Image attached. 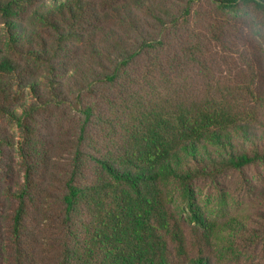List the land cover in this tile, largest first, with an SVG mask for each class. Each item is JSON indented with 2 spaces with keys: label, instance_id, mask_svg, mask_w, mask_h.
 Wrapping results in <instances>:
<instances>
[{
  "label": "trees",
  "instance_id": "16d2710c",
  "mask_svg": "<svg viewBox=\"0 0 264 264\" xmlns=\"http://www.w3.org/2000/svg\"><path fill=\"white\" fill-rule=\"evenodd\" d=\"M227 4L0 0V264L264 249V57Z\"/></svg>",
  "mask_w": 264,
  "mask_h": 264
},
{
  "label": "clouds",
  "instance_id": "9594fccd",
  "mask_svg": "<svg viewBox=\"0 0 264 264\" xmlns=\"http://www.w3.org/2000/svg\"><path fill=\"white\" fill-rule=\"evenodd\" d=\"M226 7L240 50L264 57V0H228Z\"/></svg>",
  "mask_w": 264,
  "mask_h": 264
},
{
  "label": "rangeland",
  "instance_id": "374dc122",
  "mask_svg": "<svg viewBox=\"0 0 264 264\" xmlns=\"http://www.w3.org/2000/svg\"><path fill=\"white\" fill-rule=\"evenodd\" d=\"M262 173L264 176V168H257V169H249L248 173H251L252 176L258 177V173ZM225 182L227 184L228 189L230 190V194L231 196L234 198L233 200H238L241 197L242 194H244V192H238L237 191V187L239 186V178L237 176H235V174L229 175L227 176L225 179ZM245 188V187H244ZM243 199V198H242ZM247 202V201H246ZM245 208H248V206L246 205ZM259 207H250L248 211H252V210H258ZM246 211V212H248ZM246 264L249 263H253V264H257L258 262L261 264H264V249L262 250H255V249H251L250 252H247L245 254V259H244Z\"/></svg>",
  "mask_w": 264,
  "mask_h": 264
}]
</instances>
